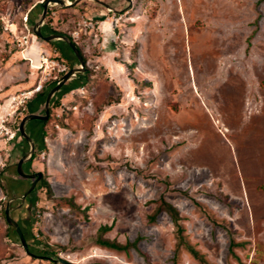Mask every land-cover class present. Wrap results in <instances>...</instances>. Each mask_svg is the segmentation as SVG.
<instances>
[{
    "label": "rangeland",
    "instance_id": "obj_1",
    "mask_svg": "<svg viewBox=\"0 0 264 264\" xmlns=\"http://www.w3.org/2000/svg\"><path fill=\"white\" fill-rule=\"evenodd\" d=\"M46 1L86 64L23 126V199L19 125L81 67ZM62 1L0 0V264H264V0Z\"/></svg>",
    "mask_w": 264,
    "mask_h": 264
},
{
    "label": "water",
    "instance_id": "obj_2",
    "mask_svg": "<svg viewBox=\"0 0 264 264\" xmlns=\"http://www.w3.org/2000/svg\"><path fill=\"white\" fill-rule=\"evenodd\" d=\"M50 2L59 4V5H62V6L65 5V2L62 1V0H50ZM48 3H49V1H46V2H44L42 4V7H43L42 17H41L39 23L35 27V33H36L37 37L44 38L42 36L41 32H40V28H41L43 20L45 18V14H46V11H47ZM53 39L64 41L70 47V49L76 54L81 67H80V69H71L70 71H68L63 76L62 80L49 92V94L46 97V101H45V110H44L45 111V116L41 117V116H37V115H28V116H26V117H24L22 119V121H21V123L19 125V133L29 143V151L25 155H23L22 158L18 161L16 170H17V173L21 177H23L25 179H33V182L31 183V186H30L29 190L23 195V197H22L23 199H25L26 196L29 195L34 190L36 184L38 183V181H40V179L42 177L41 173L28 175V174H25L23 172V164L25 162H27V161H31L32 156L34 154V150H35V145H34L33 141L30 139V137L27 136V134L25 133V131L23 129V126L29 120L36 119V120L46 121L48 119V115H49L48 106H49V102H50L51 97L54 95V93L56 91H58L70 79L71 76H74L76 73H79V72H81V70L84 69L83 59L79 55V52H78V50H77V48H76L74 43H72L67 37H64V36H50V37L44 38L45 41H51ZM4 213H5L7 222L14 227V229H15V231H16L19 239H20V242H21L23 248L28 252L27 243H26L25 237L23 235V232L21 231L19 225L9 215V213H10L9 205L6 206ZM60 262L62 264H67L63 260H60Z\"/></svg>",
    "mask_w": 264,
    "mask_h": 264
},
{
    "label": "trees",
    "instance_id": "obj_3",
    "mask_svg": "<svg viewBox=\"0 0 264 264\" xmlns=\"http://www.w3.org/2000/svg\"><path fill=\"white\" fill-rule=\"evenodd\" d=\"M72 43H74V41L70 38V37H67ZM75 44V43H74ZM75 46H76V44H75ZM76 48H77V50H78V52H79V55L82 57V55H81V52H80V50H79V48L76 46ZM82 59H83V62H84V65L86 64V61H85V59L82 57ZM57 104V106H58V103H56ZM49 110V109H48ZM48 118H49V116H48ZM19 129V128H18ZM35 158V156L33 155L32 156V159H34ZM31 159V160H32ZM25 179V178H24ZM27 180V179H26ZM40 185L42 186V187H44V188H49V185H48V183L44 180V179H42L41 181H40ZM162 204H164V208H165V211L169 214V216L171 217V219H172V221L175 223V224H177V221H178V218H179V215H178V212L176 211V209L175 208H173L171 205H168V204H166L164 201H162ZM5 214V213H4ZM109 229V227H107V226H102V227H100V229H99V234H102L103 232H105V231H107ZM97 243L99 244V245H101V246H103V247H106V248H109V249H113V250H120V249H122V248H124V247H121L120 245H117V244H115V243H112V242H110V241H106V240H98L97 241Z\"/></svg>",
    "mask_w": 264,
    "mask_h": 264
},
{
    "label": "crops",
    "instance_id": "obj_4",
    "mask_svg": "<svg viewBox=\"0 0 264 264\" xmlns=\"http://www.w3.org/2000/svg\"><path fill=\"white\" fill-rule=\"evenodd\" d=\"M138 29L137 25L136 26H133V27H130L129 31L133 32L134 34H136V30ZM46 38V37H45ZM34 46H31V52L34 51Z\"/></svg>",
    "mask_w": 264,
    "mask_h": 264
},
{
    "label": "built area",
    "instance_id": "obj_5",
    "mask_svg": "<svg viewBox=\"0 0 264 264\" xmlns=\"http://www.w3.org/2000/svg\"><path fill=\"white\" fill-rule=\"evenodd\" d=\"M24 21L26 22V19H24Z\"/></svg>",
    "mask_w": 264,
    "mask_h": 264
},
{
    "label": "bare ground",
    "instance_id": "obj_6",
    "mask_svg": "<svg viewBox=\"0 0 264 264\" xmlns=\"http://www.w3.org/2000/svg\"><path fill=\"white\" fill-rule=\"evenodd\" d=\"M65 2V1H64Z\"/></svg>",
    "mask_w": 264,
    "mask_h": 264
}]
</instances>
